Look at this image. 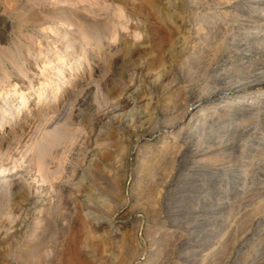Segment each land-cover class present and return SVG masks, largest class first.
Returning a JSON list of instances; mask_svg holds the SVG:
<instances>
[{"label":"rangeland","instance_id":"obj_1","mask_svg":"<svg viewBox=\"0 0 264 264\" xmlns=\"http://www.w3.org/2000/svg\"><path fill=\"white\" fill-rule=\"evenodd\" d=\"M240 1L255 12L222 21L219 54L264 57V0ZM227 10L191 0H0V264H145L155 249L157 264H264V104L194 127L179 157L134 143L183 140L194 97L215 85L203 71L221 36L193 31L203 14ZM58 38L69 45L53 48ZM109 50L117 64L105 79L78 86ZM248 64L244 72L264 76V60ZM64 92L67 107L48 112ZM182 102L188 116L167 137ZM51 134L61 143L41 171L35 160Z\"/></svg>","mask_w":264,"mask_h":264},{"label":"bare ground","instance_id":"obj_2","mask_svg":"<svg viewBox=\"0 0 264 264\" xmlns=\"http://www.w3.org/2000/svg\"><path fill=\"white\" fill-rule=\"evenodd\" d=\"M247 1V0H245ZM256 1V0H255ZM259 1V0H257ZM191 2L193 4H196V3H201L202 5H207L209 8H215L217 10H220V8H227L228 12H226L225 14H220L219 12H217L216 14H211L212 12H207L205 14L202 15V21L205 23L203 26H201V28H196L193 32L195 33V36L197 33L201 32L203 33L204 32V35H210L209 37L214 38V35H217V34H221L220 38H218L216 41L212 42V47L211 48V52H212V59L214 62V64L210 61L209 62V65L210 63L213 64V67H212V70L210 71H203V73H205L207 76H208V80L209 79H213L211 81H214L215 85L214 87H212L209 91H202V90H199V94H197L195 97H194V101L195 103L197 102L198 103V112L196 113L195 112V115H194V119L193 121H187L185 124H186V127L182 126L181 127V131L184 130V133H183V137L181 140L180 143H178L177 141L173 142V144H171L170 148L166 149L165 147V144L164 142L157 145L156 147H153V146H150L151 142H149L148 140H145L143 141L144 139L141 138V136L138 135V137L136 138L135 142L136 144H142L144 147H146V150L145 152L148 154V152H163V153H173L175 154L176 156H178V154L180 153L181 150H183V144L184 142H186V139H188L189 137H191L192 133H191V130L194 128V127H197L199 126L200 128H203L202 130H204V128H208L207 126L205 127V125H207V122L209 121V119H212L213 118L217 119L218 117H220L221 114H224L225 112L226 113H232L234 110H238V107H241L245 104V107L246 108H249V107H253L254 105H258V104H264V76L262 75V73H255V74H247V72H244L246 69H248L250 66H253L254 64H248L251 63V62H259V61H262L264 60L263 56L261 57H257V58H252L253 56H256L255 54L256 53H253V54H248V55H245L243 53H240V52H231L229 54H219V52L221 51V49L223 50V46H224V39H225V32L227 30H223L222 31V27L224 25H222V21L226 23V19L228 17H232L233 19V16H236L237 14H244V15H249L251 16L252 13L255 12V9H256V4H249L247 5L246 7V4H244L245 2H242V1H238V0H191ZM191 4V3H190ZM238 5H240V9L239 10H236L237 8L235 7H238ZM231 8V10H229ZM236 10V11H234ZM158 19V18H157ZM229 19V18H228ZM227 19V20H228ZM182 20V19H181ZM231 20V19H230ZM228 22V21H227ZM156 22V20L153 19V21L151 22V26H153ZM223 23V24H225ZM195 24V23H194ZM5 25V24H4ZM149 26V25H148ZM150 27V26H149ZM161 27V26H160ZM225 28V27H223ZM227 28V27H226ZM176 29V28H175ZM191 32V30H189ZM190 35V33H189ZM194 36V37H195ZM193 37V38H194ZM202 37V36H201ZM218 37V36H217ZM63 38V37H62ZM62 38H58L57 40H53L52 42H54L53 45H51L53 48H56L57 46L61 45V44H64L65 46H68L69 45V42L66 41V42H63L62 40L59 41L60 39ZM207 39L209 40V38L207 37ZM51 46L48 47V52L51 50ZM114 47V46H113ZM226 47V46H224ZM50 48V49H49ZM115 48V47H114ZM57 49V48H56ZM70 49V48H69ZM3 50V49H1ZM13 50V49H12ZM3 52V51H2ZM96 52H98V50H95L94 53L96 54ZM210 52V53H211ZM227 52V51H226ZM10 53V52H9ZM50 53V52H49ZM194 53V51H193ZM56 55V53H54ZM195 56H198V52L194 53ZM59 55V54H58ZM114 52L112 50H109L107 52L104 53V56H102V60L98 61L99 66H95L94 67V71L95 74H89V73H85L82 75L81 79H79L77 81V85L80 86L82 84H84L83 81H85L84 79H87L86 82H90L92 83L91 81H99V80H102L105 79V76L107 74V72H111L109 71L110 68L113 66V64H117L115 62V59H114ZM236 56H240V57H243V58H250V59H247L243 62H235L233 59V57H236ZM54 57V56H52ZM194 57V56H193ZM218 57L219 60H218ZM59 57L57 56L55 59L57 60ZM62 58V57H61ZM196 58V57H195ZM209 58V57H208ZM209 58V59H211ZM252 58V59H251ZM54 60V59H53ZM55 60V62H56ZM65 60V59H64ZM63 61V60H62ZM52 62V61H51ZM228 62V63H227ZM245 62H247L246 64H244ZM222 63L225 64L226 63V67H222ZM208 64V63H207ZM57 66V65H56ZM60 66H66V65H63L61 64ZM115 66V65H114ZM62 68V67H61ZM74 68V67H73ZM193 68V67H192ZM210 68V67H209ZM51 68H49V66H47V71L52 72L50 70ZM54 69V68H53ZM56 69V68H55ZM221 69L224 70L221 72ZM244 69V71H243ZM243 71L242 74H239V71ZM55 71V70H53ZM57 72V71H56ZM61 72V71H60ZM249 72V71H248ZM72 73V72H71ZM53 74H55L53 72ZM55 76L59 77V75H57V73L55 74ZM108 77V76H107ZM56 78V77H55ZM71 77H70V73L69 75L65 78V79H62L60 78V81H59V87H67L68 86V83L70 81ZM62 80H65L64 82H66V84L62 85L63 81ZM83 80V81H82ZM108 80V79H107ZM72 81V80H71ZM43 82V81H42ZM104 83V82H103ZM45 83H40V86L37 88V97H42L44 95H46L47 91H40L41 87L44 85ZM102 84V83H101ZM75 85V84H74ZM213 85V84H212ZM211 85V86H212ZM48 86V85H47ZM236 87L235 91H234V94L232 95L231 93H229L230 91L229 90H232V87ZM45 87V86H44ZM43 87V88H44ZM58 87V86H57ZM73 87V86H72ZM71 87V88H72ZM227 87V88H225ZM70 87L68 88L71 89ZM77 86H74V88H72L73 92L77 90ZM47 89V88H46ZM60 89V88H58ZM51 90V89H50ZM80 90V89H79ZM71 91V90H70ZM51 92L52 96H53V99H55L56 97V89L55 90H51L49 91ZM66 92H64V95L62 98H60L59 100H53L54 103H51L49 104V108H47V111L48 112H53L54 110H59V109H63L66 105V103L69 102L70 100V95L69 94H65ZM50 94V95H51ZM60 94V93H59ZM75 94V92H74ZM73 94V95H74ZM22 96V99H21V107L20 109H25V100L27 98L26 95H21ZM36 97V96H35ZM184 100V99H183ZM193 101V102H194ZM249 101V102H248ZM72 102V101H71ZM180 102V101H179ZM247 102V103H245ZM177 103V102H176ZM245 103V104H244ZM45 106V105H43ZM175 106V105H174ZM173 106V107H174ZM264 106V105H263ZM262 105L260 107H263ZM67 107V105H66ZM179 108V109H178ZM177 111L179 113L178 117H177V120L174 122L170 121V123L172 122L171 125H169L168 127V135L167 137H171L172 135H175L176 133H178V131L176 130L175 128V125L177 122H179L180 120H183V119H186V117L188 116V110H189V105L186 104V103H183L179 105ZM259 108V107H258ZM173 110V109H172ZM63 111V110H62ZM8 113V112H7ZM6 113V114H7ZM177 113V114H178ZM175 114V113H174ZM163 115V114H162ZM3 117V115L1 116ZM158 121V120H157ZM153 123V122H152ZM168 125V124H167ZM152 127V126H151ZM65 128V127H63ZM72 128V127H71ZM144 128V127H143ZM73 129V128H72ZM146 129V128H145ZM152 129V128H151ZM68 130V129H66ZM70 130V129H69ZM76 130V129H75ZM140 131V129H139ZM70 132V131H69ZM20 133V132H19ZM145 133V132H144ZM208 133V132H207ZM17 133L13 134L12 139L15 138V136ZM21 134V133H20ZM70 134V133H69ZM19 135V134H18ZM201 137H204L206 136V132L204 134V131L202 132V134H200ZM10 137V139H11ZM192 138V137H191ZM69 139V138H68ZM67 139V141H68ZM73 139V138H72ZM46 141L48 143V147L42 149L37 155L36 157V164L37 166L39 165V168L38 170H41L43 171L42 169L43 168H46V158H47V155H50L52 153V148L56 145H58L59 143H61V140H60V136L58 134H51L49 136L46 137ZM63 141V140H62ZM65 141V140H64ZM143 141V143H142ZM66 142V141H65ZM8 143V142H6ZM70 144V143H69ZM141 145V146H142ZM107 148V147H106ZM186 148V147H185ZM54 149V148H53ZM141 150V147L138 149V151ZM200 150V149H199ZM61 151V150H60ZM37 152V151H36ZM35 152V153H36ZM182 152V151H181ZM57 153V152H56ZM145 153V154H146ZM156 153V154H158ZM154 154V153H153ZM155 154V155H156ZM206 153H204L205 155ZM208 154V153H207ZM206 154V155H207ZM160 155V154H159ZM182 155V154H181ZM184 155V154H183ZM186 155V154H185ZM145 156V155H144ZM144 156H141L144 157ZM151 156V155H150ZM154 156V155H152ZM151 156V157H152ZM161 156V155H160ZM166 156V155H165ZM171 156H174V155H169V158H172ZM147 157V156H146ZM168 157V156H167ZM179 157V156H178ZM182 157V156H181ZM180 157V159H181ZM187 157V156H186ZM50 157L47 158V160H49ZM51 158H52V154H51ZM139 159V158H138ZM144 159V158H142ZM148 159V158H147ZM146 158L144 159L147 160ZM184 159V158H183ZM150 160V158H149ZM152 160V159H151ZM172 160V159H171ZM182 160V159H181ZM174 161V160H173ZM49 162V161H47ZM184 162V161H183ZM142 163V161H141ZM144 163V162H143ZM139 164V163H138ZM137 164V165H138ZM97 166V165H96ZM95 166V167H96ZM138 167V166H137ZM261 167V166H260ZM260 168H258L259 170ZM46 170H48L46 168ZM45 170V171H46ZM137 170V168H136ZM256 171L255 173L259 172V171ZM44 171V172H45ZM139 171V170H137ZM143 171V170H142ZM48 172V171H47ZM95 172V171H94ZM42 173V172H41ZM36 174V173H35ZM72 175V174H70ZM98 175L102 176L103 173L100 174L98 173ZM104 178V176H102ZM106 177V176H105ZM107 178V177H106ZM105 178V179H106ZM108 179V178H107ZM44 185V184H43ZM41 188V187H40ZM47 189V188H46ZM49 195V194H48ZM168 234V233H167ZM167 234L165 237H167ZM164 238V236H163ZM167 238H164L163 240H165ZM159 240H157V242L155 243V245H158ZM173 241V240H172ZM161 246V245H160ZM156 249L153 251L152 254H150L148 257L145 258V264H157L158 261L156 260ZM161 261V260H160Z\"/></svg>","mask_w":264,"mask_h":264}]
</instances>
